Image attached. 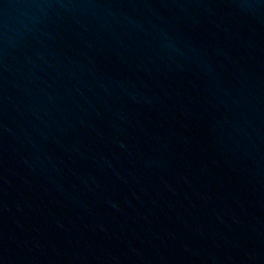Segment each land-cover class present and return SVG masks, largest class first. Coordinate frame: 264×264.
Instances as JSON below:
<instances>
[{
	"label": "water",
	"instance_id": "1",
	"mask_svg": "<svg viewBox=\"0 0 264 264\" xmlns=\"http://www.w3.org/2000/svg\"><path fill=\"white\" fill-rule=\"evenodd\" d=\"M0 264H264V0H0Z\"/></svg>",
	"mask_w": 264,
	"mask_h": 264
}]
</instances>
